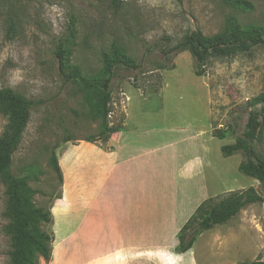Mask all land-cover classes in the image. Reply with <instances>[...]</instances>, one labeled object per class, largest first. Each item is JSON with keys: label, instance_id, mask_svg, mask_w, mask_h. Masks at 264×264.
I'll return each instance as SVG.
<instances>
[{"label": "rangeland", "instance_id": "obj_1", "mask_svg": "<svg viewBox=\"0 0 264 264\" xmlns=\"http://www.w3.org/2000/svg\"><path fill=\"white\" fill-rule=\"evenodd\" d=\"M235 1L0 0V89H11L34 102L12 156L11 172L26 178L35 191L32 201L37 208L47 210L59 187L55 167L59 152L69 142L97 137L103 130L93 95L65 82L59 72L56 51L60 42L71 38V31L70 63L85 78L104 75V54L114 48L135 64V68H114L110 127H121L127 102L129 128L145 132L144 138L156 136L164 147L176 146L182 154L187 151L191 163L200 162L205 153L208 165L201 172L207 179L197 178L193 184L198 194L201 185L218 200L251 187L262 193L257 180L239 171L244 156L224 157L221 148L242 135L249 112L258 107L264 46L250 53L213 57L201 76L196 75L188 51L175 52L196 30L210 39L224 33L232 21L242 29L264 27V0H243L252 4L251 10ZM7 122L0 108V136ZM208 122L211 136L199 137L198 128ZM222 132L227 137L219 139L217 134ZM184 138L191 141L184 143ZM256 149L264 158V134ZM10 203L9 187L0 179V264H12ZM214 251L221 258L213 257ZM177 253L181 264L264 261V205L248 206L235 219L203 232L192 251ZM45 263L38 255L35 264Z\"/></svg>", "mask_w": 264, "mask_h": 264}, {"label": "crops", "instance_id": "obj_2", "mask_svg": "<svg viewBox=\"0 0 264 264\" xmlns=\"http://www.w3.org/2000/svg\"><path fill=\"white\" fill-rule=\"evenodd\" d=\"M128 120L126 102L116 132L69 142L59 152L60 184L46 206L52 254L45 264H181L178 235L213 198L193 185L207 179L205 153L191 163L187 151L144 138ZM208 124L197 127L199 137L211 136Z\"/></svg>", "mask_w": 264, "mask_h": 264}, {"label": "trees", "instance_id": "obj_3", "mask_svg": "<svg viewBox=\"0 0 264 264\" xmlns=\"http://www.w3.org/2000/svg\"><path fill=\"white\" fill-rule=\"evenodd\" d=\"M235 4L247 10L253 8L251 3L243 0H236ZM70 36L74 38V31H71ZM71 38L60 42L57 48L59 72L65 82L75 83L92 94L96 100L95 107L100 111L103 120V130L97 137L116 132L119 127L112 128L108 122L111 114V83L114 68L117 65L135 68V64L131 58L114 48L111 54H104V75L100 78H85L79 68L70 63ZM260 46H264V27L242 29L236 21H232L228 23L224 33L210 39L199 30L191 32L175 48V52L188 51L196 64V75L201 76L211 58L250 53ZM256 103L258 107L249 112L242 135L236 137L233 144L223 146L221 151L224 157L237 153L244 156L239 171L257 180L262 193L251 187L229 192L221 200L215 197L204 201L180 231L178 251L182 253L189 251L203 232L235 219L248 206L264 205V158L256 149L264 134V75L263 91L256 98ZM33 106V101L13 90L0 89V108L8 119L0 136V179L5 180L10 192V210L13 218L12 264H35L38 255L48 263L52 254V239L43 227L50 223L51 213L48 209L43 210L35 206L32 201L35 191L30 188L26 178L17 177L11 172L12 156L22 140ZM97 137L89 138L87 141L95 140ZM217 137L224 139L226 134L218 133ZM55 167L61 178L57 160ZM242 264H264V261L256 260Z\"/></svg>", "mask_w": 264, "mask_h": 264}]
</instances>
